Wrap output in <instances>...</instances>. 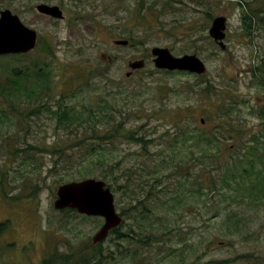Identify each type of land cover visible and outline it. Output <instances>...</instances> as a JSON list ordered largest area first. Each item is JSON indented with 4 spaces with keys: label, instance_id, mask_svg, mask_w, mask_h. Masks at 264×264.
Listing matches in <instances>:
<instances>
[{
    "label": "rangeland",
    "instance_id": "obj_1",
    "mask_svg": "<svg viewBox=\"0 0 264 264\" xmlns=\"http://www.w3.org/2000/svg\"><path fill=\"white\" fill-rule=\"evenodd\" d=\"M39 3L59 5L65 18L38 13ZM5 8L45 37L53 55L43 54L41 41L23 55L0 56V85L9 88L14 65L47 61L51 96L72 95L67 102L78 107L117 100L126 112L114 109L117 123L123 120L129 134L106 143L95 139L93 150L76 147L89 139L85 127L57 129L47 111L30 120L31 107L17 104L22 116L0 94L10 116L0 121V223L7 222L0 247L14 243L20 221L21 239L39 226L50 230L47 251L56 242L60 252L78 253L104 220L56 209V191L69 181L96 178L111 187L117 210H127L120 230L129 236L116 245L110 234L105 264H264V118L258 115L264 108V0H0V11ZM220 15L227 17L225 49L209 33ZM127 37L133 45L114 43ZM154 46L195 53L208 71L159 69ZM140 58L146 66L127 77L128 62ZM225 107L229 116L221 120ZM176 124L193 138L172 142L165 134L177 133ZM214 130L219 137L207 138ZM132 132L147 142L129 139ZM105 172L117 180L103 178ZM139 200L144 204L129 211ZM28 248L19 240L6 251ZM9 254H0V264Z\"/></svg>",
    "mask_w": 264,
    "mask_h": 264
},
{
    "label": "trees",
    "instance_id": "obj_2",
    "mask_svg": "<svg viewBox=\"0 0 264 264\" xmlns=\"http://www.w3.org/2000/svg\"><path fill=\"white\" fill-rule=\"evenodd\" d=\"M254 11L255 13H257L256 10ZM247 20L248 19L244 17L246 27H250V25L247 23ZM127 39L130 40L129 45H133L132 39L134 38L127 37ZM41 41H43L41 45L43 54H45V56L53 55V51L50 45H48L47 42L46 44H44L45 37L42 39L40 38L39 43ZM9 55L17 57L23 54H9ZM52 73H53V66L47 61L45 63H40L37 60L34 62L31 61L26 66L24 65L15 66L14 65L11 68V73H10L11 75L10 83H9L10 86L8 88L4 84L0 85V94L5 99L10 100V107L13 110L17 111L20 115H22V113L24 112L23 110H20L18 108L17 104L25 105V107H31V110L25 114L26 118L30 120L34 119L33 118L34 116L40 115L43 111H47L49 115L55 119V127L57 129L69 128L71 131H73V129L75 128L78 129V128L85 127V129L83 130H85V132L90 135L88 137L89 139L81 138L80 142H78L75 145L76 147L78 145L84 144L86 147H90V149L93 150L95 149V144H94L95 139H98L99 142L105 141L106 143L107 141H113L114 138L117 137L118 133L129 134L123 127V123H124L123 120L117 123L118 121L117 119H121V118H117V112L115 110H118L122 116L126 113L125 109L119 105V102L117 100L112 101L111 103L107 99H104L102 101H99V103L95 106H88L84 104L78 107V105H74V104L67 102V99L70 98L72 95H58L55 98L50 95L53 92ZM122 104H125V102H122ZM228 109L229 107H225L224 110H221L219 112L218 116L221 120H224V117L229 116ZM258 113H259L258 114L259 117L263 119L264 118V108H262V110H259ZM8 120H10L9 114L6 112V110L0 107V121L4 123ZM184 120H185V117H183V119L182 118L179 119V122H183ZM229 123L230 121L227 122V125ZM28 124H31V122L29 121ZM100 124L103 126L102 128H100L99 126ZM106 124L109 126L107 127ZM176 126L177 127H175L174 130H176L177 133L171 134L170 132H166L165 134L166 136L170 134L171 136L170 140L172 142H175L177 140L178 141H188L189 139L193 138V135H194L193 132H191L190 130L188 131L184 130L182 125L176 124ZM223 126H224V123L220 125L221 128ZM111 131L112 132L115 131L116 133H112ZM218 131L219 133H221L220 130ZM132 133L133 134H130L129 139H134L140 143L147 142L146 141L147 139L145 140L143 135L142 136L137 135L139 137H134L133 135L135 134V132H132ZM212 136L216 138L219 137L217 130H214V132L210 135L206 132L207 138L212 137ZM82 137H84V133ZM30 147L36 148L35 145H30ZM41 149L51 155H54L57 152V149L53 146H45ZM249 149H254V147L251 146L249 147ZM65 152H66V149H65ZM239 153H240V150H239ZM58 165L59 163L56 160L54 163V166H58ZM62 166L63 167L68 166L67 159H64V164H62ZM101 176L105 179L109 178L107 179L109 181L117 180V176H114L112 178V176H109V174L107 175V172L101 174ZM127 181H129V178H127ZM214 183L215 182H213V184ZM110 184L112 185V182ZM128 184L129 183H126L123 186H126L128 188L129 186ZM119 187H121L120 184H119ZM200 188L201 186L198 188L199 191H200ZM260 190H261V195L264 198V182L263 181L261 183ZM215 191L216 190L213 191L214 194H215ZM151 194L152 192H150L146 197L148 198L149 195ZM141 204H144L143 200H139V202H137L136 204L131 205V207L129 208V211H132V209H138L139 205ZM67 210L75 211L71 209H67ZM123 212H124L123 214L127 215V210H124ZM122 225H125V224H122ZM6 226H7V222L0 223V234L2 231H4ZM121 226L113 229V233L115 237L113 239V243L116 245H119V240L124 235L122 231L120 230ZM2 249L3 248L0 247V252L2 251ZM102 261L103 260H99L96 264Z\"/></svg>",
    "mask_w": 264,
    "mask_h": 264
},
{
    "label": "water",
    "instance_id": "obj_3",
    "mask_svg": "<svg viewBox=\"0 0 264 264\" xmlns=\"http://www.w3.org/2000/svg\"><path fill=\"white\" fill-rule=\"evenodd\" d=\"M36 9L39 13L55 19L65 18L63 9L57 4L39 3ZM226 28L227 17L220 15L213 19L209 29L210 35L222 49L227 46L224 42ZM38 40V31L25 24L17 13L10 8L0 11V55L30 52L36 48ZM114 42L118 45L129 44L128 39H116ZM151 53L154 56L153 62L159 69L188 71L198 75L208 71L205 61L195 53L175 55L170 48L161 46H154ZM128 65L131 71H128L126 76L129 77L133 70L145 67L146 60L144 58L131 60ZM201 121L204 123L203 118ZM56 193L57 198L54 201L56 209H76L82 214L101 216L105 219L93 238L94 242L106 239L110 231L119 227L124 221L116 208L115 195L104 180L85 178L66 182L58 186Z\"/></svg>",
    "mask_w": 264,
    "mask_h": 264
},
{
    "label": "flooded vegetation",
    "instance_id": "obj_4",
    "mask_svg": "<svg viewBox=\"0 0 264 264\" xmlns=\"http://www.w3.org/2000/svg\"><path fill=\"white\" fill-rule=\"evenodd\" d=\"M123 211L124 210H122L120 214L123 216L124 218L123 224H125L126 215L123 214L124 213ZM101 218L104 220L103 221V224H104L105 219L103 217ZM19 224H20V221L17 225H15V228H13L15 238L13 240L14 243H10L11 244L10 246L14 245L15 242L18 243L19 240H25L27 243H29V248L26 250L10 249L9 251H6V248L10 246L1 244V248H3L1 253L3 252L10 253L9 254L10 259L8 262L5 261L6 264H96L99 260H103V261L99 262L98 264H105L107 255L108 254L110 255V252L112 251V247H111L112 242L110 243L109 247L106 245H107V240L110 234L111 233L114 234L112 231L113 229L110 231L107 238L104 239L103 241L94 242L93 240L95 234L100 230L103 224L99 227V229L92 236V242L86 244L84 247L78 250V253L76 254L73 253L72 255L70 254V252H65V253L60 252L56 247V242H53L51 250L47 251L48 250L47 239L48 237H50V232H49L50 230L44 231L39 226L34 227V230L33 232L29 234V237L25 239H21L22 236L21 237L17 236L19 232V228H18ZM131 230L133 231V229ZM2 232L0 234L1 242L4 240L1 237V235L3 234ZM123 234L124 235L121 237L120 242L122 240H127L126 237L129 236L127 233H123Z\"/></svg>",
    "mask_w": 264,
    "mask_h": 264
}]
</instances>
